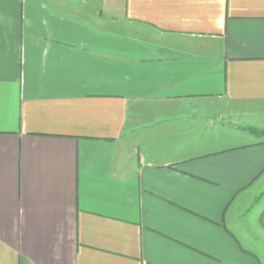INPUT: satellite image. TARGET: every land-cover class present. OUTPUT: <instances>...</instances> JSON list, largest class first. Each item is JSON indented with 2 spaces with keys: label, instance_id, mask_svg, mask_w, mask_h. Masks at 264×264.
Wrapping results in <instances>:
<instances>
[{
  "label": "crops",
  "instance_id": "0c3cea01",
  "mask_svg": "<svg viewBox=\"0 0 264 264\" xmlns=\"http://www.w3.org/2000/svg\"><path fill=\"white\" fill-rule=\"evenodd\" d=\"M263 133L264 0H0V264H264Z\"/></svg>",
  "mask_w": 264,
  "mask_h": 264
},
{
  "label": "trees",
  "instance_id": "16d2710c",
  "mask_svg": "<svg viewBox=\"0 0 264 264\" xmlns=\"http://www.w3.org/2000/svg\"><path fill=\"white\" fill-rule=\"evenodd\" d=\"M256 133H258V132H256ZM262 134V133H261ZM264 134V133H263Z\"/></svg>",
  "mask_w": 264,
  "mask_h": 264
}]
</instances>
